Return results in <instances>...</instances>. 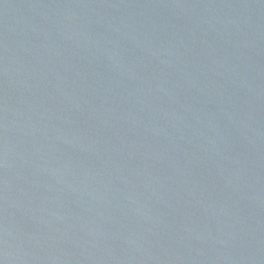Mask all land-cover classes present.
<instances>
[{"label":"water","instance_id":"obj_1","mask_svg":"<svg viewBox=\"0 0 264 264\" xmlns=\"http://www.w3.org/2000/svg\"><path fill=\"white\" fill-rule=\"evenodd\" d=\"M0 264H264V0H0Z\"/></svg>","mask_w":264,"mask_h":264}]
</instances>
